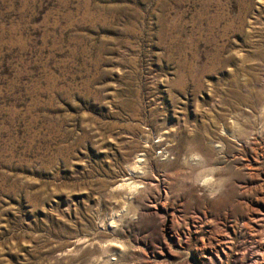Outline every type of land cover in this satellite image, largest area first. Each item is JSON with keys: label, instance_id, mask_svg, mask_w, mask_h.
Returning <instances> with one entry per match:
<instances>
[{"label": "rangeland", "instance_id": "1", "mask_svg": "<svg viewBox=\"0 0 264 264\" xmlns=\"http://www.w3.org/2000/svg\"><path fill=\"white\" fill-rule=\"evenodd\" d=\"M0 264H264V0H0Z\"/></svg>", "mask_w": 264, "mask_h": 264}, {"label": "bare ground", "instance_id": "2", "mask_svg": "<svg viewBox=\"0 0 264 264\" xmlns=\"http://www.w3.org/2000/svg\"><path fill=\"white\" fill-rule=\"evenodd\" d=\"M141 160V159H140Z\"/></svg>", "mask_w": 264, "mask_h": 264}]
</instances>
